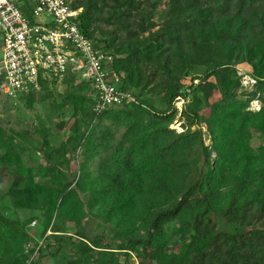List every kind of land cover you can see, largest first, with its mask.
<instances>
[{
  "label": "trees",
  "instance_id": "trees-1",
  "mask_svg": "<svg viewBox=\"0 0 264 264\" xmlns=\"http://www.w3.org/2000/svg\"><path fill=\"white\" fill-rule=\"evenodd\" d=\"M71 5L134 101L96 113L95 89L68 72L67 91L50 99L71 118L68 131L59 111L60 135L46 123L32 133L0 123V166L11 179L0 201L18 213L0 209V264H264V0ZM238 68L256 79L252 88ZM57 80L40 78V89ZM35 92L0 94L13 106ZM257 93L261 107L249 110ZM177 98L181 131L171 127ZM105 120L123 126L115 143ZM72 145L75 168L62 160Z\"/></svg>",
  "mask_w": 264,
  "mask_h": 264
},
{
  "label": "built area",
  "instance_id": "built-area-1",
  "mask_svg": "<svg viewBox=\"0 0 264 264\" xmlns=\"http://www.w3.org/2000/svg\"><path fill=\"white\" fill-rule=\"evenodd\" d=\"M72 1L0 0V93L16 98L39 90L40 78L62 79L72 72L95 89L96 113L134 101L133 94L120 87L121 77L111 68L112 56L96 49L79 29L82 7L73 8ZM239 74L241 85L252 88L256 79L245 72ZM184 102L177 98L174 103L181 109ZM35 224L33 220L29 226Z\"/></svg>",
  "mask_w": 264,
  "mask_h": 264
},
{
  "label": "rangeland",
  "instance_id": "rangeland-1",
  "mask_svg": "<svg viewBox=\"0 0 264 264\" xmlns=\"http://www.w3.org/2000/svg\"><path fill=\"white\" fill-rule=\"evenodd\" d=\"M1 48H2V33L0 30V57H1V52H2ZM244 71H245V68H238V73H241ZM247 74H249V73H247ZM0 80H2V79H0ZM83 84L89 85L88 82H84ZM248 89L249 88L246 87V90H248ZM66 91H67L66 83L63 82L62 79H58L55 83L48 82V85L44 89L41 88L40 90L36 91L30 102L25 100V99H22V100L18 99L16 101H14L15 103L13 106L9 104V101L2 94H0V123L3 126H6V129L9 127H14L16 129L26 128L28 130V133H32V130H31L32 125H34V124L39 125L40 123H46V125L53 126L52 127V130H53L52 133H54V134L57 133L60 135L63 132V129L59 130L57 128L58 125H55L56 127H54L55 122L57 123L56 114L58 113V111L62 115V117H64V119H68L64 131H68L67 128L69 127V125L72 121H70L71 118H68V113L65 110H63L64 107H61L58 110L57 109L53 110V108H51V106H50V99L51 98H55V99L60 98L64 95V93ZM259 96L260 95L257 93L255 98L249 102V106H248L249 110L254 111V110H258L261 107V101H260ZM154 100H155V103L157 104L158 107L161 106L160 105L161 101H159V99L157 97H154ZM175 105H176V107L180 106L179 103L178 104L176 103ZM182 107H183V105H182ZM182 107H181V109H182ZM177 109L178 110H177L176 119L171 124V127L176 129L177 131H181L183 129L181 122L179 121V115H180L181 109H179L178 107H177ZM101 128L103 130L107 128L112 133V136L108 137V140H110V143H115L116 141H118V139H120L122 132H123V126L121 124H119V125L112 124L109 120H105L103 122ZM68 135H70V133H68ZM257 143H258V140L254 139L253 144H257ZM36 144L37 145H36L35 149L37 150L38 149V143H36ZM26 147L31 149L34 146L31 145L30 143L26 142L25 148ZM76 153H77V150H75L74 146L72 145V148L70 149V151L66 155V159H62L63 165L67 164V162L69 161L68 162L69 166L71 168H75V165H77V164H75V161H74L75 159L73 160V157H74V155H76ZM37 154L38 155H36V157L34 159L35 161H32V162H34L35 165L38 163L37 161L39 160V157H41L40 152H37ZM23 159H24L25 163L30 162V158H29L27 151L24 152ZM78 160H79V158L78 159L76 158V162ZM40 165H45V163H40ZM10 181H11V179H10L9 175L6 173L5 169H3V167L0 166V193L2 191H5V188L10 183ZM47 182H49V181H47ZM0 209H2V211L4 213H6L7 216H12V215L14 216V213L18 215V213L14 212L12 207H10V202L7 199V197H4V199H2L0 201ZM34 213L36 214V212H34ZM23 214H24L23 216H25L27 214L26 217H28V211L27 210L23 211ZM20 217L22 218V215H20ZM220 223L222 224V226L224 228H230V226H231L230 224H226L224 222L222 223L221 221H220ZM85 224H83V226L85 228V231H87L88 233H91L95 230V223L93 220H90L87 222L86 225ZM28 226H27V230L29 231V233H31L32 236L37 239L38 235L42 229V226L38 222L34 227H31L30 229ZM219 226H221V225L219 224ZM49 233H50V231L47 232V234H49ZM28 245H31V244H28ZM68 251L70 253L73 252L72 250H70V248H68ZM131 264H137L136 259L134 257L131 258Z\"/></svg>",
  "mask_w": 264,
  "mask_h": 264
},
{
  "label": "crops",
  "instance_id": "crops-1",
  "mask_svg": "<svg viewBox=\"0 0 264 264\" xmlns=\"http://www.w3.org/2000/svg\"><path fill=\"white\" fill-rule=\"evenodd\" d=\"M21 9L24 11V13H28V10H27V8L26 7H24V6H21ZM245 72V71H244ZM246 73V72H245Z\"/></svg>",
  "mask_w": 264,
  "mask_h": 264
}]
</instances>
